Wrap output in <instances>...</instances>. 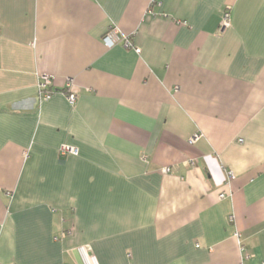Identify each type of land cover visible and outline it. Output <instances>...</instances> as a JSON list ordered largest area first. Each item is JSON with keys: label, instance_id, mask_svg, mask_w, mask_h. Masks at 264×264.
Here are the masks:
<instances>
[{"label": "crops", "instance_id": "0c3cea01", "mask_svg": "<svg viewBox=\"0 0 264 264\" xmlns=\"http://www.w3.org/2000/svg\"><path fill=\"white\" fill-rule=\"evenodd\" d=\"M0 264H264V0H0Z\"/></svg>", "mask_w": 264, "mask_h": 264}, {"label": "built area", "instance_id": "2783aa9c", "mask_svg": "<svg viewBox=\"0 0 264 264\" xmlns=\"http://www.w3.org/2000/svg\"><path fill=\"white\" fill-rule=\"evenodd\" d=\"M156 1L157 0H151V3H155ZM230 19H231V17H230L229 9H226L221 16V21H220V27L222 30L226 29L230 26V24H231ZM116 32H117L116 28H113V29H111L105 33V35L103 37V41L106 44V46H111L114 43L113 37L116 35ZM122 46L124 48H132L133 44L128 37H123ZM134 50L136 52L140 51L138 48H135ZM51 85H52V78L50 75L41 74L38 77V80H37V99L39 101L47 100L52 96L53 90L51 88ZM63 93L66 95V99H67L68 103L70 105H73L76 101V95H75V91L72 89V83L71 82H69V81L66 82L64 89H63ZM198 137H199V135L194 134L189 139V141L191 143H193L198 139ZM58 151H59L60 156H64L67 154L76 155L78 153V149L76 147L71 146V145H67V144L61 145ZM168 170H169V168H167V167L164 168V171H168ZM227 176H228V179H231L234 177V174L231 170H227ZM218 196L220 198H223L225 196V193L221 192ZM228 221L229 222L234 221L233 214L228 216ZM235 237L239 241V237H240L239 232H235ZM238 244H240V250L243 252L244 248L241 245V242H239Z\"/></svg>", "mask_w": 264, "mask_h": 264}, {"label": "trees", "instance_id": "16d2710c", "mask_svg": "<svg viewBox=\"0 0 264 264\" xmlns=\"http://www.w3.org/2000/svg\"><path fill=\"white\" fill-rule=\"evenodd\" d=\"M63 91V90H62Z\"/></svg>", "mask_w": 264, "mask_h": 264}]
</instances>
